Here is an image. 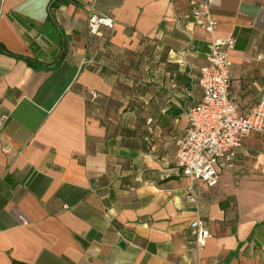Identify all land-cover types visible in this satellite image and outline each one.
<instances>
[{"label": "crops", "instance_id": "crops-1", "mask_svg": "<svg viewBox=\"0 0 264 264\" xmlns=\"http://www.w3.org/2000/svg\"><path fill=\"white\" fill-rule=\"evenodd\" d=\"M200 2L0 0V264H264V135L214 188L175 169L210 40L235 41L237 112L264 96V0H221L190 40L176 22Z\"/></svg>", "mask_w": 264, "mask_h": 264}, {"label": "built area", "instance_id": "built-area-1", "mask_svg": "<svg viewBox=\"0 0 264 264\" xmlns=\"http://www.w3.org/2000/svg\"><path fill=\"white\" fill-rule=\"evenodd\" d=\"M220 1L201 0L195 4L189 16L177 20V30L190 40L196 28L213 34L218 28L213 9ZM114 24L111 17L92 15L88 30L91 36H100L103 29H113ZM209 45L206 64L197 77L202 97L198 103L187 108L188 127L182 136L175 138V169L190 180H199L208 188H214L222 171L236 167L237 155L245 138L250 134L264 135V96L248 113L239 114L230 96L235 41L212 39ZM91 96L97 97L95 93ZM7 119V115H0V132ZM186 200L196 207L189 227L196 248L202 250L211 233L201 217L193 186L188 188Z\"/></svg>", "mask_w": 264, "mask_h": 264}, {"label": "trees", "instance_id": "trees-1", "mask_svg": "<svg viewBox=\"0 0 264 264\" xmlns=\"http://www.w3.org/2000/svg\"><path fill=\"white\" fill-rule=\"evenodd\" d=\"M28 62L30 65H34V63L32 61L28 60Z\"/></svg>", "mask_w": 264, "mask_h": 264}, {"label": "water", "instance_id": "water-1", "mask_svg": "<svg viewBox=\"0 0 264 264\" xmlns=\"http://www.w3.org/2000/svg\"><path fill=\"white\" fill-rule=\"evenodd\" d=\"M122 245V244H121Z\"/></svg>", "mask_w": 264, "mask_h": 264}]
</instances>
